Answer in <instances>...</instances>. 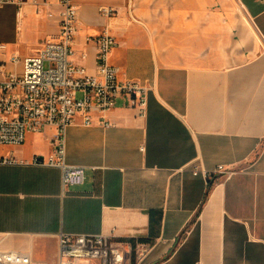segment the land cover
<instances>
[{
	"label": "crops",
	"instance_id": "1",
	"mask_svg": "<svg viewBox=\"0 0 264 264\" xmlns=\"http://www.w3.org/2000/svg\"><path fill=\"white\" fill-rule=\"evenodd\" d=\"M58 1L0 5V61L58 39ZM73 1L71 60L94 73L85 37L109 33L110 64L146 87V105L120 103L91 125L77 117L66 127V163L83 166L84 179L64 192L59 167L0 165V248L57 264L65 231L130 242V264H264V51L244 56L227 34L212 40L210 17L197 15L205 0H174L171 31L135 14L134 0ZM238 1L264 43V0ZM54 133H27L0 155L47 157Z\"/></svg>",
	"mask_w": 264,
	"mask_h": 264
},
{
	"label": "built area",
	"instance_id": "2",
	"mask_svg": "<svg viewBox=\"0 0 264 264\" xmlns=\"http://www.w3.org/2000/svg\"><path fill=\"white\" fill-rule=\"evenodd\" d=\"M13 1L0 0V5ZM58 2L62 7L58 39L46 42L34 55L22 58L11 55L8 61H0V145L22 144L27 133L54 127L53 152L47 157L34 155L29 161L0 155V165L59 167L64 192L84 179L83 166L66 163V127L77 117L83 125H91L95 113H103L120 103L143 112L147 99L144 85L133 79L119 78L117 67L110 64L109 54L116 40L109 33L85 37L96 50L94 73L86 72L82 65L71 60L77 8L73 0ZM113 12L99 8V13L107 17ZM85 56L83 52L81 57ZM9 63L11 68L6 66ZM99 122L109 125L102 114ZM217 168L221 169L222 165ZM132 253L130 242L116 241L103 234L60 231L57 235V264H130ZM0 264L32 262L28 253L0 248Z\"/></svg>",
	"mask_w": 264,
	"mask_h": 264
},
{
	"label": "rangeland",
	"instance_id": "3",
	"mask_svg": "<svg viewBox=\"0 0 264 264\" xmlns=\"http://www.w3.org/2000/svg\"><path fill=\"white\" fill-rule=\"evenodd\" d=\"M173 1L174 0H134L132 10H134L133 12L135 14L149 16L153 23L157 21V18H160L159 22L164 26V29L171 31L173 17L174 15L177 17V14L173 13V9L171 8ZM196 1L199 4L202 0ZM243 1L246 2L247 0ZM198 7L197 15H205L211 19L212 40L224 39L223 36L227 34L229 38L228 46L233 49L243 48L244 56L264 51V43L259 40L250 29L248 17L238 0H205V3L200 6V9H198ZM201 29L202 27L200 24H197L196 31L199 32ZM183 41L185 43L193 42L184 39L180 42ZM235 41H237V44H235ZM166 42L173 41L167 40ZM195 42L203 43L204 40L200 41V39H197Z\"/></svg>",
	"mask_w": 264,
	"mask_h": 264
},
{
	"label": "trees",
	"instance_id": "4",
	"mask_svg": "<svg viewBox=\"0 0 264 264\" xmlns=\"http://www.w3.org/2000/svg\"><path fill=\"white\" fill-rule=\"evenodd\" d=\"M211 186V181L208 182V188Z\"/></svg>",
	"mask_w": 264,
	"mask_h": 264
},
{
	"label": "bare ground",
	"instance_id": "5",
	"mask_svg": "<svg viewBox=\"0 0 264 264\" xmlns=\"http://www.w3.org/2000/svg\"><path fill=\"white\" fill-rule=\"evenodd\" d=\"M240 6H241V4H240Z\"/></svg>",
	"mask_w": 264,
	"mask_h": 264
}]
</instances>
